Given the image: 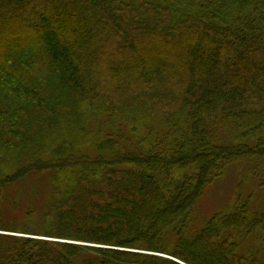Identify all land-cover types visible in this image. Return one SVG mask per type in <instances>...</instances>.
<instances>
[{"label":"trees","instance_id":"1","mask_svg":"<svg viewBox=\"0 0 264 264\" xmlns=\"http://www.w3.org/2000/svg\"><path fill=\"white\" fill-rule=\"evenodd\" d=\"M241 160L264 162V0H0V202L49 179L0 264H264L251 194L194 218Z\"/></svg>","mask_w":264,"mask_h":264},{"label":"rangeland","instance_id":"2","mask_svg":"<svg viewBox=\"0 0 264 264\" xmlns=\"http://www.w3.org/2000/svg\"><path fill=\"white\" fill-rule=\"evenodd\" d=\"M147 55L143 54V56ZM128 57L125 55L114 56V59H117L114 60L112 57L109 61L113 63L114 61L129 60ZM103 152L105 151L102 150ZM257 166H260L261 169L264 162L241 160L230 164L222 176L204 192L197 203L194 213L195 220L208 217L217 210L226 209L237 199L239 192L244 196L251 194V205L264 211V186L258 185L256 175L258 170L256 169L257 172H255ZM48 183L47 174H31L5 190L2 194V202H0V219L5 223H8L10 219H22L27 207L30 205L40 206L41 203H45L49 189ZM0 233L7 232L0 231Z\"/></svg>","mask_w":264,"mask_h":264}]
</instances>
